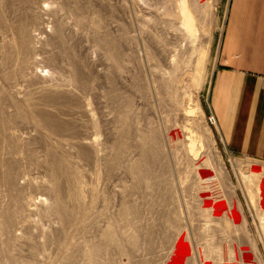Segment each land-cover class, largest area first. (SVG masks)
<instances>
[{
    "label": "rangeland",
    "instance_id": "1",
    "mask_svg": "<svg viewBox=\"0 0 264 264\" xmlns=\"http://www.w3.org/2000/svg\"><path fill=\"white\" fill-rule=\"evenodd\" d=\"M228 1L0 0V264H200L206 240L264 264L242 179L264 162L230 152L211 106ZM216 196L228 238L202 234Z\"/></svg>",
    "mask_w": 264,
    "mask_h": 264
},
{
    "label": "crops",
    "instance_id": "2",
    "mask_svg": "<svg viewBox=\"0 0 264 264\" xmlns=\"http://www.w3.org/2000/svg\"><path fill=\"white\" fill-rule=\"evenodd\" d=\"M212 112L232 154L264 162V0H229Z\"/></svg>",
    "mask_w": 264,
    "mask_h": 264
},
{
    "label": "bare ground",
    "instance_id": "3",
    "mask_svg": "<svg viewBox=\"0 0 264 264\" xmlns=\"http://www.w3.org/2000/svg\"><path fill=\"white\" fill-rule=\"evenodd\" d=\"M7 4H9V2H7ZM7 11H9V10H7ZM12 26H13V24H12ZM12 26H10L9 28L5 27V31H8V32L10 30L12 31V29H14V38H13V40H9L8 42L14 45V48H15L14 51L15 52H17L19 55L24 56L29 51V46L27 44V38L28 37H26V33H25L26 30L24 31V29L21 28L20 26H16V27H12ZM194 79L195 78H193V81H194ZM188 101H190V100H188ZM191 103L189 104V107H187V109L192 108V106L195 104L194 103L193 105H191ZM0 131L3 132L2 129H0ZM190 148H191V146H190ZM146 150H147V147H146ZM146 150L144 149V150H142V152H144ZM148 151H150V150L148 149ZM143 156L145 157L144 153H143ZM148 156H149V154H148ZM195 173H196L197 181H198V184L200 187V191L203 194V196L206 197L208 195L210 197L211 195H216L217 189L215 187H213V184L211 182L208 181V183H207L208 178L206 177V175L201 174L198 169H196ZM242 179H243L244 184H246V186L248 188L247 189V195H248V198H249V201L251 204L255 203L254 194L252 193L253 188H251V186L253 185L252 181H254V179L257 180V182L255 184L256 186L255 185L254 186H255V191H256L257 195L259 196V200L261 201L262 206H263V216L260 220V224H261L262 230L264 231V173H263L262 167L257 165V164L252 163L249 166L248 175L242 176ZM202 194H201V196H202ZM199 198H200V196H199ZM217 198H218L217 196H216V198L213 197V199H215V200H213L212 203H215L218 206L213 207V208L208 207L207 210L203 211V213H202L203 216L205 217V225H204V223H202L205 226V228L203 226L201 227L202 229L204 228L202 234L207 235V236L211 235L210 239L220 238V237L221 238H228L229 237L227 227H226V225H223V220L226 218V216L224 217V213H225L224 208H223L224 206H222V204H221L222 200L220 201L219 198L218 199ZM209 203H211V202H209ZM209 208H210V210H209ZM214 208H216V209H214ZM178 213H180V212H178ZM220 213L221 214L223 213V214L221 215ZM179 221H182V219L179 218V215L176 213L172 223H179ZM226 221H228V220H226ZM224 224H225V221H224ZM211 227H212V229H215L218 227L221 230L222 234H224L225 230H226V232L224 235H222V234L216 235L219 233H217V232L215 233L212 230H210ZM208 230H210V231H208ZM104 236L111 245H116L117 239H115L116 237L114 236V233H113L111 226H107L105 228ZM205 240H206V238H205ZM218 244L220 245L222 243L219 241ZM196 251H197V256L199 258L200 264H239L237 262L232 261L231 258H229V257H228V259L226 258V255L229 256L228 250L226 248L222 254V256L225 257V261L216 260L215 257L219 255V253L217 252L218 249L214 243L211 244V242L207 241V240L205 242H203V246L200 247V249L197 247ZM208 261H210V262H208ZM178 262H179L178 259H175L172 264H178Z\"/></svg>",
    "mask_w": 264,
    "mask_h": 264
}]
</instances>
